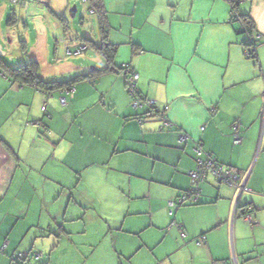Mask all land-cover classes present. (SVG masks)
<instances>
[{
  "label": "crops",
  "instance_id": "1",
  "mask_svg": "<svg viewBox=\"0 0 264 264\" xmlns=\"http://www.w3.org/2000/svg\"><path fill=\"white\" fill-rule=\"evenodd\" d=\"M50 2L0 0V42L8 45L18 35L20 19L22 58H35L38 70L41 56L48 66H63L57 58L66 55L60 33L66 14L54 11L61 5L50 10L53 16L44 12ZM233 4L250 19V30L232 15ZM101 5L113 58L118 50L124 54L122 61L138 72L139 91L155 99L157 110L167 105L171 125L162 124L157 110L146 116L144 105L133 108L123 74L112 69L77 79L64 103L55 87L46 94L1 71L0 245H7L0 264L17 249L41 252L40 260L24 264H52L63 245H77L81 264H264V0ZM256 35L249 56L245 43ZM93 37L100 41L99 26ZM14 58L5 62L15 64ZM198 144L203 155L248 171L247 189L235 203L233 186L207 174L198 183L199 201L169 213L167 199L190 186ZM247 204L252 221L241 216Z\"/></svg>",
  "mask_w": 264,
  "mask_h": 264
},
{
  "label": "built area",
  "instance_id": "2",
  "mask_svg": "<svg viewBox=\"0 0 264 264\" xmlns=\"http://www.w3.org/2000/svg\"><path fill=\"white\" fill-rule=\"evenodd\" d=\"M9 1L11 3H17L20 2L21 0H9ZM90 11H92V9H90ZM232 15L236 16L237 15L236 11L232 10ZM256 37L259 36L256 35ZM63 42H64V53L66 55L79 54L88 48V44L83 39H75V41H72V38L64 36ZM117 70H119V72H122L125 75L126 89L130 95V103L132 107L136 108L140 105H145L147 108L145 112L146 114H151L153 110H156L155 99L139 92L138 87L136 85V81L138 79V72L134 70V68L130 65V63L122 62L121 64L118 65ZM73 90H74L73 86L61 88L59 94V100L61 102H64L66 96L70 95ZM166 107L167 105H165L160 110H157V112L162 118V124L165 126H169L171 125V123L165 116ZM232 129L235 132L237 131V122H234L232 124ZM186 137L187 136L184 133L180 135L181 140L186 139ZM239 140L240 138L238 134H235L234 142H238ZM194 151L196 152L195 167L189 170L192 186L189 189H187V191L181 192L176 201L173 199L167 200L169 212H172V210L174 209L177 203H181L183 201H196L198 199V194H199L198 183L204 180L207 174L213 176V178L217 181L227 182L228 184L232 185L236 192L234 197V201L236 203L240 195V192L247 189L244 184V181L248 174V171L245 170L241 172L237 168L224 165L215 156H212L209 152H205L204 153L205 155H203V150L201 149L199 144L194 146ZM234 207H236V204L232 208L231 217L233 216ZM250 207H251L250 204L244 206L245 209H243L242 207L241 216L243 219L247 221H252V215L249 212ZM171 223L175 224V221H172ZM178 225H180V223H178ZM203 239H204V235L201 234L197 236V238H195V242L199 244L203 241ZM6 243L7 241L4 240L0 245V249L1 247H4ZM17 255L21 257L24 255V253L18 252L16 256ZM9 264H20V263H18L14 259V257H12Z\"/></svg>",
  "mask_w": 264,
  "mask_h": 264
},
{
  "label": "rangeland",
  "instance_id": "3",
  "mask_svg": "<svg viewBox=\"0 0 264 264\" xmlns=\"http://www.w3.org/2000/svg\"><path fill=\"white\" fill-rule=\"evenodd\" d=\"M51 2L47 5L43 4V8H44V12L49 13V14H53L52 12H50V10L56 7H60L58 8V10H54L55 12H59L60 10L65 12L66 14V30H62L60 31L61 35L73 38L72 41H75V39H94L93 34H96V32L98 33V26H97V22L95 19L96 13L94 12H89L88 10V4L85 2H82L81 0H71V3L66 5L65 2H62V0H50ZM75 3L76 4V11L74 12L73 15L70 14L69 9L71 8L72 4ZM61 11L59 13H61ZM93 13V14H92ZM54 15V14H53ZM52 15V16H53ZM9 16V9L7 10L5 17ZM56 16V15H55ZM57 18V17H56ZM83 19V20H82ZM29 22V27L30 30L33 31L34 26L31 20H28ZM15 31L18 33V35H13L11 41L8 43V45L6 44V41L4 45H2V50H4V53L1 54V57L4 58V60H7V58L9 59V55H13L14 61L15 63L19 62V61H23L21 52H22V47L19 43V38H21V34L22 31L24 29V25L21 22V20L19 19L17 25L15 26ZM64 31V32H63ZM63 37V36H61ZM3 42V43H4ZM51 42V53H50V60H53V41L52 39L50 40ZM90 49V50H89ZM90 48V46L88 47L87 50L79 53V54H72V55H62V53L60 52V56L59 58H57V60H60L61 64L63 66H48V64L44 61L43 56L40 57L41 60H39L40 62V67H39V72L42 70H46L48 72H56L55 77H68L69 75H74L77 71L75 72H71L72 70H70V66H65V65H71V64H78V65H85L84 69L86 70H82L81 73L89 70L90 66H96V67H100L103 66V64L105 63L103 57L101 55H99V53H97L94 49ZM89 50V51H88ZM86 52V53H85ZM19 56V57H18ZM124 54L121 51H117L115 56H114V62L116 63V65H119L120 63H122V59H123ZM27 59H30V57H28ZM26 60V59H25ZM126 61V60H124ZM83 69V68H82ZM72 73V74H70ZM86 213V212H85ZM91 221H96V218L93 217V219ZM70 222V221H69ZM71 222H77V223H81V219H74L71 220ZM85 222L86 219H85ZM56 231H58L57 229H55ZM67 230V229H66ZM65 230V231H66ZM71 234V233H70ZM55 236V235H53ZM47 244V240H45L44 242H42V244ZM69 243V242H68ZM36 247V246H35ZM36 250V249H35ZM81 253V252H80ZM80 253H79V249L77 247V245H63L60 250L58 251L57 254H55L54 258L56 260H54V262L52 264H81L79 263L80 261H77V257H80ZM70 255L71 258H74V260L70 263H65L67 262L69 259L67 258V256ZM40 257V256H38ZM31 259V262H37L38 260H40V258L38 259ZM29 264V263H26ZM169 264V263H167Z\"/></svg>",
  "mask_w": 264,
  "mask_h": 264
},
{
  "label": "trees",
  "instance_id": "4",
  "mask_svg": "<svg viewBox=\"0 0 264 264\" xmlns=\"http://www.w3.org/2000/svg\"><path fill=\"white\" fill-rule=\"evenodd\" d=\"M84 1L88 3V10L89 11H90V9H92V11H94V10L96 11L97 22H98V26H99V30H100V34H101V39H100L99 42H95L92 39H86V40L83 39V40L86 41V43L88 44V47L89 46L90 47H94L101 54V56L103 57L104 61L106 62V65L104 67H100V68L96 67L97 70H94V71L87 70V71H85L83 73L76 72V74L72 75L71 77H62V78H59V79L46 80V79H43V78L40 77V75L38 73V64H37V61H36L35 58L26 59V60H23V61H19V62L15 63V64L9 65L8 63L5 62L4 58H2L1 55H0V63H2V65H3L2 68H0V72L1 71L4 72L9 77V79H11L13 81H17L19 83H30V84L34 85V87L36 89L38 88V89L42 90L44 93H46V94L49 93L50 89H52L54 87L59 90V94H60V89L63 88V87H71V86H73L75 88L74 82L77 79H79L81 77L92 78L93 74H95L97 72H100V71H104V70H107V69H112V70H115V71L119 72V70H117L118 65L113 64V62H112L116 46H115V44H113L111 42H108L106 40L107 24H106V20H105V17H104V11H103V8H102V5H101V0H84ZM237 1L238 0H232V2H235V3ZM234 8H235V6L233 4L232 10ZM236 14H237L236 16H238L239 20L242 22V25L245 28H248V30H250V28H251L250 19L247 18L245 16V14H239L238 12H236ZM8 18H11V16H9ZM60 18L62 19L64 28H65L66 23H65V20H64L63 16L60 15ZM252 38L253 39H251V40H246V43H245L247 45L246 46V54L249 55V56H253V52H254V49H255V46H256V41L258 39V37H256V36L252 37ZM20 43H21V47L23 48V40H20ZM120 73H122V72H120ZM123 76L125 78L124 74H123ZM124 81H125V87H126V80L124 79ZM144 95H146V94H144ZM67 96H66V98H67ZM64 102H66V99H65ZM64 102H62V103H64ZM140 106H142V105H140ZM155 107H156V105H155ZM146 110H147V108L145 106V112H146ZM156 110H157V108H156ZM145 112H144V115H146V116H148V115L151 116V115H153L155 113L154 110H153V112L151 114H146ZM161 120H162V118H161ZM194 158L196 159V152L195 151H194ZM193 168H191V169H193ZM188 174H189V170H188ZM189 177H190V175H189ZM191 186H192V182H191V177H190V186L188 188H186V189H182L174 198H169V199H173V200L176 201L178 196L180 195V193L184 192V191H187V189H189ZM198 197H199V194H198ZM198 201H199L198 199L196 201H183L181 203H177L175 205L174 209H176L179 205L187 204V203H196ZM174 209L172 210V212H169V213H173ZM168 211H169V208H168ZM172 221H175V225H177L178 229L180 231H183V227H182V223L181 222H178L176 220H171V222ZM171 222H170V224H172ZM178 223H180V225H178ZM47 234L48 233H46L44 235H47ZM6 245H7V243H6ZM4 247H1L0 250L4 249ZM18 252H23L24 255L21 256V257H19L18 255L16 256V254ZM40 253H41L40 250H34V249L33 250H21V249L14 250V251H12L9 254L8 264H9L10 260L12 259V257H14V259L18 263L24 264L25 262L40 256Z\"/></svg>",
  "mask_w": 264,
  "mask_h": 264
},
{
  "label": "water",
  "instance_id": "5",
  "mask_svg": "<svg viewBox=\"0 0 264 264\" xmlns=\"http://www.w3.org/2000/svg\"><path fill=\"white\" fill-rule=\"evenodd\" d=\"M71 7H75V5L73 4ZM69 11H70V9H69ZM70 14L71 15H73V13L70 11ZM2 53H4V50H2V43L0 42V55L2 54Z\"/></svg>",
  "mask_w": 264,
  "mask_h": 264
}]
</instances>
